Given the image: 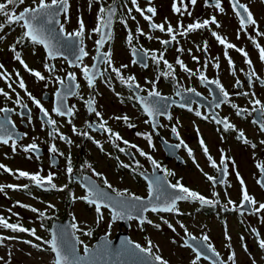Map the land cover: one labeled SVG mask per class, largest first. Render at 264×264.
Wrapping results in <instances>:
<instances>
[{"label": "flooded vegetation", "instance_id": "1", "mask_svg": "<svg viewBox=\"0 0 264 264\" xmlns=\"http://www.w3.org/2000/svg\"><path fill=\"white\" fill-rule=\"evenodd\" d=\"M137 2L142 9L149 7L148 0H137ZM103 3L107 7L113 3V0H104ZM185 3H188V0H185ZM211 3L212 0H209V5ZM240 3L249 7L257 21V26L249 25L246 32L240 31L238 39L239 19L233 12L229 0H221L223 13L206 5L205 0H197L194 6L189 3L188 10L192 13L190 16L187 13L182 15L174 13L172 11L173 0H151V6L156 8V15L153 17V22L156 24L165 23L166 18L167 23H170L174 29L182 31L178 28L179 24L186 27L197 21L210 20L213 16L220 24V27L209 25L208 28L190 32L186 36L177 34L176 41L165 46L159 41L170 40L166 32L151 29L149 22L135 11L131 0H118L119 7L109 30L111 39L106 38V42L99 49L95 41L100 39L101 35L92 30L97 26V13L100 5L94 3L93 8L96 11H91L87 18L96 17V19L91 27L85 26L83 37V47L88 55L81 61L76 60L79 41L71 42L72 46L69 48H60L63 55H57L52 59L48 57L42 45H34L27 40L16 43L24 31L19 25L6 26L0 32V36L5 37L0 40V64L4 66L0 69V73L6 71L9 74L8 79L0 77V89L8 92L11 97L7 99L0 95V108L12 109L7 114L0 113V120H3L6 115L11 121L6 124V127L13 134V140L16 141L15 151L12 148V140L8 144L0 143V164L12 170L9 173L0 169V186H5L4 191L0 192V216H3L9 223L35 229L36 235L41 237V240H37L27 232H12L10 229L0 227V237H15V239H6L3 243H17L18 249H23L27 244L35 254L48 251L53 255L51 249L43 241L51 239L50 229L54 221L67 219L70 224L76 223L80 229V231L74 230L80 241L84 232L91 230L92 234L86 235L90 240L87 246L93 245L100 237L111 240L118 233L125 232L131 241L147 247L150 238L155 239L156 235L163 234L167 237L172 250L180 249V257L189 256L188 262H184L183 259L165 257L154 248L153 253L160 255L168 261V264H191L195 253L185 246V241L195 245L201 242L199 238L207 235L208 243H211L219 253V258L214 256L217 264L220 260L225 261L226 264H232L228 260L232 252L235 253V259L244 256L247 258V263L252 264L254 258L256 264H264V250L259 248L258 238L252 231L256 229L260 234L259 238H264V222H262L264 212L252 215L247 209L243 210V214L240 210H232L241 202V184L237 173L243 179L248 193L259 203H264V188L257 182L264 180V174L257 167L258 164H264V144L261 143L264 141V131L260 130L258 124L253 123L258 113L252 111L254 105L250 103L253 99H259L264 104V83H262L264 81V61H261L259 49L253 43L254 39L256 43L264 47V36L256 35L257 27L260 32L264 33V0H240ZM32 6H34L33 3L22 5L16 11L19 12ZM129 9H132L131 14H129ZM68 14L69 11L66 18L65 14L61 13L58 19L64 24L66 32H73L78 29V21L81 17L75 19V15L70 17ZM145 15L150 14L145 12ZM133 16L135 20L132 19ZM82 20L85 23V20ZM122 20L126 21L127 26L121 22ZM3 22L4 18L0 17V23ZM167 23H165V28H167ZM138 26L146 35L140 36L136 32ZM51 27L57 30L54 32L56 41L63 43V37L58 34L59 25L53 24ZM129 31L133 34L131 45L127 43ZM212 31L225 37L229 43L238 48H243L252 61L251 67L245 63V57L241 53L235 49H227L228 57L234 64L235 75H233V69L224 54L225 47L212 36ZM149 35L153 38L148 39ZM250 36L253 39H250ZM205 42H207V51H204ZM14 44L29 68L41 72L46 77L44 81L37 80L14 59V53L10 50V46ZM133 48L137 49L135 56L132 52ZM179 48L183 51H177ZM109 51L111 52V66L104 61V54ZM145 51L149 52V55L144 58V62L134 64L133 60L144 56ZM152 53L157 57L163 53L164 60L173 65L172 75H163L170 70L162 60L159 64L155 63L151 59ZM193 56L198 59L193 60ZM94 57L98 59L94 60ZM177 58L181 59L194 74L181 69L176 63ZM217 63L219 68L214 66ZM46 64L54 66L55 70L49 72L45 67ZM93 64L97 65L95 69L97 74L93 87H89L82 68L88 66L91 69ZM144 64L147 66L145 67ZM121 65H127V67L122 68ZM112 67L120 69L125 81L129 76L135 77L131 88L127 83H121L120 77L112 71ZM253 71L255 75H252L249 80L248 77ZM201 72L208 80L218 79L220 81L229 93L227 100H224L215 84L200 81ZM69 73L75 74L74 81L68 79ZM20 78L24 80L27 92L40 100L49 117L56 121L55 126L47 123L49 117H45L25 90L19 88ZM57 78L64 80L65 84L62 86ZM237 80L240 81L238 86ZM151 82L155 83V88L163 99L155 97L148 99L166 106L165 114L155 118L148 117L141 103L135 99V96L147 97L148 91L153 87ZM9 84L12 88L8 87ZM135 84H139L140 89H137ZM68 89L72 94L65 96ZM187 89H195V93L188 92ZM58 92L61 93L59 98ZM245 92L249 95H237V93ZM16 93H19L21 97V104L14 103ZM253 93L255 96L252 95ZM129 97L133 98L129 99ZM91 98L95 99L93 107L101 113L100 117L89 110L87 101ZM217 103H220L218 108ZM23 104H26L27 108L22 107ZM181 104H185L186 107H180ZM232 104L248 109L249 112L237 115V110L231 106ZM56 107L62 110L72 108L73 115L60 116L54 111ZM189 108L192 111H189ZM196 111L201 112L200 117L195 115ZM125 115L129 117L127 122L123 119H116V117ZM169 115L171 120L168 119ZM213 117L227 118L235 129L244 132L245 138L250 143L245 144L242 140H238L237 131H225L223 125L217 124ZM153 119L156 124L155 128L152 123ZM103 121H107L106 127L119 133L123 139L113 143V140L109 138V133L99 130V124ZM128 124H133L135 127L129 128ZM173 126L177 128L179 138L172 133ZM74 127L76 132L73 131ZM54 128L57 134L53 137L49 133ZM83 133H87L92 139ZM60 135L67 139H60ZM145 135H151L152 146L145 139ZM201 139L208 148L207 155L200 145ZM69 140L71 143H68ZM123 140L129 143L124 144ZM180 140H183L187 148L183 145L180 148L175 147ZM94 141H98L99 144ZM32 143L37 145V149L25 152L24 147ZM53 144L58 150L57 153L50 151ZM253 144L255 148L252 147ZM131 145H136V147H131ZM120 148L124 151H120ZM188 148L192 150V155H189ZM140 150L157 161L160 169L154 168L147 156L140 155ZM222 152L226 157L223 164L221 163ZM208 156L216 162V168L211 166ZM69 162L72 167L71 175L67 172ZM17 170L30 174L38 173L42 177H47L51 173L53 174L52 183L57 188L53 189L47 183L37 186L28 178H17V175L13 174L17 173ZM166 172L172 175H166ZM94 173L102 175L97 176ZM205 173L214 177V181H209ZM157 177L165 186L179 181L185 187L209 200H218L219 204L211 206L201 205L198 201H178V213L152 212L149 209L143 213V216L151 220L153 224L140 225L135 219L113 221L111 212L107 208L101 209L103 219L97 222L95 207L89 206L83 200L74 199V197L86 195L85 186L89 184H94L99 190H110L113 193H115L113 189L126 190L129 194L145 198L149 195V181ZM105 178L112 185L111 189L104 185ZM7 185H28V187L14 190L6 187ZM65 185L67 187H64ZM59 188H64V190H57ZM175 192L174 189L166 188V194ZM107 197L110 201H115L111 196ZM229 199L235 204L228 205L225 209L224 206L228 204ZM77 202L81 204L83 211L91 213L94 218L88 225H85L74 214V206ZM20 204L29 207H21ZM31 208L39 211L33 212ZM39 212H44V217H40ZM135 214L134 211L133 215ZM168 224H171L175 231L169 228ZM181 224L184 227H181ZM154 225H159V228ZM225 228H227L231 241L225 239ZM185 229L190 235H186ZM190 237H196L197 240L193 241ZM25 241H31V243H25ZM151 242L153 243V240ZM229 243L231 248L227 247ZM33 245H40V248L33 247ZM83 247L84 245L82 248L79 246L80 250ZM198 264H213V261L209 258L205 259L202 255Z\"/></svg>", "mask_w": 264, "mask_h": 264}, {"label": "snow or ice", "instance_id": "2", "mask_svg": "<svg viewBox=\"0 0 264 264\" xmlns=\"http://www.w3.org/2000/svg\"><path fill=\"white\" fill-rule=\"evenodd\" d=\"M232 10L235 13L236 17L239 19V25L240 29L237 32V38H240V31L246 32L247 27L249 25L251 26H257V21L253 16V13L250 11L249 7L245 4L240 3V0H229ZM99 4V9L97 13V26L92 30L94 33H99L101 35V38L96 40L95 43L98 46V49L100 46H102L106 42L107 39H111V32L110 31H102L104 29H110L112 23H113V18L117 13V9L119 7L118 0H113V3L108 5L107 7L104 6L103 0H88V6L91 9L93 4ZM132 5L135 6V11L140 13L143 18L149 22V27L154 30H159L160 32H166L170 36V40H160L159 42L162 45H169L171 42L176 41L177 34L180 36H186L188 33L200 30V29H205L208 28L209 25H216V27H220V24L216 20V17L213 16L211 17L210 20H204L203 22L197 21L191 24H188L186 27L183 24H179L178 28L182 29V31H177V29H174L173 26L170 23H167V19L165 18V23H167V28H165V23L161 24H156L153 22V17L156 15V8L151 6V0H148L149 7L146 9H142L137 0H131ZM189 3L191 5H195L197 3V0H188V3H185V0H173L172 4V11L174 13L178 14H184L187 13L189 16L192 14L188 10V5ZM24 4V0H0V17L4 18V22L0 23V32L3 31V29L6 26H11L13 24L19 25L21 28L24 29L23 34L20 38L17 40V44L21 43L24 40L30 41L34 45H42L45 50L47 51V55L49 58H56L57 55H63V53L60 51V48H69L72 46L73 41H79V48H78V55H76V60L81 61L83 57L87 56L88 53L85 51L83 47V37L85 34V25L82 19L78 21V29L73 31V32H66L64 24L60 22L58 17L61 15V13H64L66 18H67V12H68V0H39L37 3L36 0H33V5L32 7H26L22 11L17 12L16 9L19 5ZM205 4L209 5V0H205ZM212 6L216 9H218L221 13L224 12V8L221 5V0H212V3L209 5ZM129 14H131L132 9H129ZM145 12L149 13L150 15H145ZM133 20H135V17H132ZM122 23H125L126 21H121ZM56 24L59 25L58 28V34L63 37V43H60L59 41H56V36L54 35V32H57L56 29L52 28L51 25ZM136 32L140 36L146 35L142 29L139 28V26L136 29ZM212 36L215 37V39L221 44L224 45L225 47V57L228 58V63L230 67L233 69L232 74L235 75V70H234V64L233 61L231 60L230 57H228L227 49H235L237 52L241 53L245 57V63H247L250 67L252 65V61L248 58V53L243 49V48H238L236 45L229 43L225 37L220 36L217 34V32L212 31ZM256 35H261L264 36V33L260 32L258 30V27L256 28ZM4 36H0V40L4 39ZM148 39H152V36H148ZM250 39H253L251 36L249 37ZM159 39V38H157ZM133 40V34L131 31H129L128 36H127V43L131 45ZM55 41V42H54ZM178 43V41H177ZM253 43L255 46L259 49V57L261 61H264V47H261L256 41L253 39ZM57 44H59V47H57ZM10 50L14 53V59L17 60L24 68L26 71H28L32 76H34L37 80L39 81H44L46 77L41 74V72L29 68L27 63L22 59L21 53L16 50V45H11ZM177 51L182 52L183 49L179 48ZM204 51H207V42L204 44ZM132 52L134 56L137 54V49L133 48ZM191 52V50H189ZM149 55V52L145 51L144 56L139 57L138 59H134L133 63H143L144 58ZM98 59V57L93 58ZM151 59L159 64L160 61L162 60L165 66L170 70L167 73H163L165 76H170L172 75V69L173 65L170 64L167 60H164L163 58V53L157 57L154 53L151 54ZM198 58L193 56V60H197ZM104 61L111 66V52H107L104 54ZM176 63L180 66L181 69H183L185 72H188L190 74H194L191 72L190 69H188L184 62L177 58ZM146 67L147 65L144 64ZM216 68H219V64L214 65ZM4 66L0 64V69H2ZM46 69H48L49 72L54 71V66L50 65H45ZM122 68H126L127 65H121ZM97 68L96 64H93L91 66V69L88 66H84L82 68V71L84 73L85 79L88 82L89 87H93L94 85V79L96 76L95 69ZM112 71L116 73L117 77H120L121 83H127L128 86L131 88L132 87V82L135 81L134 76H129L127 77V80L125 81L124 78L121 76L120 69L112 67ZM90 72L92 73L90 75ZM102 75V73H100ZM252 75H255L254 71L251 75H249V80H251ZM17 76H19V73L17 72ZM0 77H3L5 79L9 78V74L5 71L0 73ZM75 74L74 73H69L68 74V79L69 80H75ZM199 79L202 83H211L215 84L216 87L219 89L220 93L222 94L224 100H227L229 97V93L223 88L221 85L220 81L218 79L216 80H208L207 77L201 72ZM259 79V78H257ZM58 82L63 86L65 84V81L62 79L57 78ZM153 84V87L151 90L148 91L147 97H142V96H135V99L138 100L142 107L144 113L150 117V118H155L158 115H164L165 111L164 109L166 106L159 105L157 101L152 100L150 101L148 98H161V94L156 90L155 88V83L151 82ZM264 83V81H262ZM240 84V81L237 80V86ZM9 88H12V85H8ZM78 87V85H77ZM135 87L137 89H140L139 84H135ZM19 88L24 89L26 94L29 96V98L33 101V103L39 107L40 111L44 114L45 117H49L48 112L43 108L41 105L40 100L36 99L30 92H27V88L25 85V82L22 78L19 79ZM15 91V89H12ZM143 91V89H141ZM188 92H193L195 93V89H187ZM71 90L68 89L67 92L65 93L66 95H71ZM179 94V93H178ZM0 95H3L7 99H11L9 96L8 92H5L3 89H0ZM196 95H199V93H196ZM237 95H245L248 96L249 93H237ZM255 96V94H252ZM58 98L61 96V93H57ZM133 97H129V99H132ZM223 102V101H222ZM14 103L21 104V97L19 93H16V100ZM95 103V99L91 98L89 101H87L89 110L91 112H94L97 117L101 116V113L96 111L95 107H93ZM254 105L252 111L258 113L257 119L253 120L254 124H258L260 127L261 131H264V104L261 103L259 99H253L250 101ZM234 109L237 110V115H241L242 113H248V109L244 108H239L236 104L231 105ZM259 106V107H256ZM22 107L27 108L26 104H23ZM180 107H186L185 104H181ZM216 107H220V103L216 104ZM189 111H192L191 108L188 109ZM12 109L8 108H0V113H5L7 114L8 112H11ZM54 111L60 115H68L71 116L73 115V109L72 108H67L66 110H62L60 107L54 108ZM250 114V113H249ZM195 115L200 117L201 112L196 111ZM204 119H207V117H203ZM215 119V122L217 124H222L223 128L225 131L233 130L237 131V139L242 140L243 143L248 144L250 143L246 138L245 134L242 130H237L235 129V126L228 122L227 118L224 119ZM116 119H123L125 122L129 120V117L127 115L123 117H116ZM168 119L171 120V116H168ZM30 121V117H29ZM148 123L149 121H145ZM11 123V121L7 118L5 115L3 120H0V143L3 144H8L10 140H12V148L13 151H15L16 148V141L13 140L12 136L13 134L8 130L6 127V124ZM47 123L50 125L55 126L56 121L52 120L50 117L47 119ZM153 127H156L155 121L153 119L152 121ZM107 121H103L102 123L99 124V130H103L106 133H109V138L113 140V143L115 141H121L123 138L119 135V133H115L112 131L111 128L106 127ZM91 127V125H89ZM14 127V125H13ZM129 128L135 127L133 124H128ZM97 130V129H94ZM73 131L76 132L77 130L75 127L73 128ZM171 131L173 134H175L179 138V133L177 131V128L173 126L171 128ZM57 134V130L54 128L52 132L49 133L50 136H55ZM80 134V133H78ZM83 135L87 136L89 139H92V137L88 136L87 133H83ZM138 135H140L138 133ZM60 139L65 140L67 139L63 135H60ZM145 139L148 140L149 145L152 146V138L151 135H145ZM95 143L99 144L98 141H94ZM68 143H71L69 140ZM124 144H128L129 142L126 140H123ZM262 144H264V141H261ZM184 146L187 148V145L184 144L183 140H180V143L176 144V148H180L181 146ZM200 145L204 151V153L207 155L208 154V148L205 145L203 139L200 140ZM118 147V145H117ZM131 147H136V145H131ZM253 148H255V145H252ZM37 149V145L35 143H32L30 145H27L24 147L25 152H30ZM103 150V149H101ZM120 151H124L123 148L119 149ZM50 151L52 153H57V148L55 144H53L50 148ZM188 153L189 155H192V150L188 148ZM62 155V153H61ZM140 155L142 156H147V158L152 162L154 168L160 169V165L155 161L151 156H149L147 153L144 151L140 150ZM209 161L211 162V166L213 168H216V162L212 160L211 156H208ZM226 157L223 156L222 152V158H221V163L223 164L225 161ZM195 162V161H194ZM124 167H127V165H123ZM198 166V165H197ZM91 167V165H89ZM257 167L260 169L261 173L264 174V164H258ZM0 169H3L5 172L11 173L12 170L8 169L5 165L0 164ZM225 171H226V165H225ZM67 172L71 175L72 173V167L69 162V166L67 168ZM14 175H17V178L25 177L28 178L29 180L35 182L37 186H43L45 183L51 186V188L56 189L57 186L52 183L53 181V174L49 173L47 177H42L38 173L37 174H30L29 172L22 171V170H17V173H13ZM97 176H101V173H94ZM166 175H172L170 172H166ZM207 179L209 181H214V177L207 175L205 173ZM237 178L239 179V182L241 184V202L239 205H236L233 207V211L240 210L241 214H243V210L247 209L249 211V214L255 215L259 214L261 212H264V203H259L256 201L247 191L246 187L244 186V181L242 178H240L239 173H237ZM262 188H264V180H258L257 181ZM104 185L111 189L112 185L108 183L107 179L105 178L103 181ZM5 186H0V192L4 191ZM6 187L12 188L14 190L18 188H27L28 185H7ZM64 187H67L65 185ZM86 192L87 194L82 196V197H74V199H80L83 200L86 204L89 206H94L95 211L97 214V222L103 219V212L102 208H107L111 212L112 220H122V219H127L129 221L131 220H138L140 225H143L145 223L147 224H153V222L147 217L143 216L144 212L149 211V207L147 205L142 204V198L139 196H135L132 194L127 193V191H117L113 189V191L116 193V197L119 198L115 201H110V198L106 196V194L97 189L94 184H89L86 185ZM166 188H171L176 190L174 194H166ZM59 191H63L64 188H59L57 189ZM148 192H149V198H153V195L155 194L154 199L159 202L158 204H153L151 207L152 212H176L178 213L179 210L177 208V202L178 201H185L189 200L192 202H199L201 205H211L215 206L219 204V201H213L205 198L203 195L197 193L196 191L190 190L189 188L185 187L183 184H181L179 181H177L175 184H168L165 186L159 177H157L155 180H150L148 184ZM214 195H216L214 193ZM124 197H127L125 199ZM141 202V203H138ZM19 204V202H17ZM235 202L232 201L231 199L228 200V204L225 205V209H227L228 205H234ZM258 204V207H257ZM21 207H29L27 205L20 204ZM49 207H53L52 205H49ZM9 211H11L9 209ZM31 211L33 212H38L39 210L36 208H31ZM135 211V215H133V212ZM45 213L44 212H39L40 217H44ZM75 220V217H73ZM262 222H264V219H262ZM167 223V221H165ZM43 227V225H41ZM155 227L159 228V225H154ZM0 227H3L5 229H10L12 232H27L30 235L34 236L37 240H41V237L36 235L35 229H28L20 224H13L9 223L8 220H6L3 216H0ZM169 228H172L173 231L175 229L171 224H168ZM181 227H184L181 224ZM70 228L75 230V231H80L76 223H72L70 225ZM253 233L257 236L258 238V245L259 248L264 250V238H259L260 234L256 229H252ZM186 235H190L187 233V230L185 229ZM68 230L61 227L55 232H52L51 234V239L43 241L44 244H47L48 247L51 249L52 253L55 254L53 264H81V261L84 260V257H77L76 254V246L75 245H69L67 243L66 237L68 236ZM91 230L84 232V235L90 236ZM6 239H15V237H0V245L3 244V241ZM191 240L195 241L197 240L196 237H190ZM200 239V243H197L195 245L189 243L188 241H185V246L189 247L192 249V251L195 253V258L191 261V264H198V261L201 259L202 255H204V249L206 248L208 251H210L213 256L219 258V253L216 251V249L213 247L211 243H208L209 237L207 235H203ZM225 239L228 241H231V237L227 233V228H225ZM76 243L77 244H82L83 241H80L78 237H75ZM241 240H243V237H241ZM25 243H31V241H25ZM129 245H131L129 247ZM33 247L40 248V245H33ZM110 244L106 241L105 245L103 246V251L104 254L107 255L109 254L110 250ZM227 247L231 248V244L229 243ZM245 251H247L246 245H244ZM153 245L151 240L148 241V246L147 247H142L140 244H133L131 241L126 242L124 245L121 246L119 250H117L116 254L119 255H135L138 253L145 254L146 256L151 258V264H168V261L164 260L160 255H156L153 253ZM158 249V246H157ZM91 252V249L87 245H84V253L85 257L88 256V254ZM205 259H208L209 257L204 256ZM0 259H3L0 257ZM228 260L232 262V264H235V253L232 252L228 256ZM142 264H149L148 261L142 262ZM213 264H217V261L214 260ZM219 264H226L225 261L220 260ZM252 264H256L255 259L253 258Z\"/></svg>", "mask_w": 264, "mask_h": 264}, {"label": "rangeland", "instance_id": "3", "mask_svg": "<svg viewBox=\"0 0 264 264\" xmlns=\"http://www.w3.org/2000/svg\"><path fill=\"white\" fill-rule=\"evenodd\" d=\"M36 2H39V0H36ZM31 3H33V0H24V4L22 5H29ZM22 5H19L17 9ZM68 5V16L73 17L75 15V19L81 17V19L85 20L84 25L86 27H91L94 24L96 17L88 19L87 16L91 11H96V9H94L93 6L91 9L89 8L88 0H68ZM75 193H77L76 190ZM74 214H76L85 225H88L94 219L91 213L82 210L81 204L79 202H77L74 206ZM85 225L84 227H86ZM155 237V239H150L153 240L152 245L157 252H160L165 257L183 259L184 262H188L189 256L184 258L180 257V249L176 248L175 250H172V247L166 236L159 234ZM81 241H83V243L79 244L80 248H82L83 245H89L90 242L86 235L83 236ZM0 257L3 258L0 259V264H53V255L50 252L47 251L45 253L35 254L32 250H30L27 244L23 247V249H18L17 243H3L0 245ZM246 261L247 258L244 256L237 257L235 259V264H250Z\"/></svg>", "mask_w": 264, "mask_h": 264}, {"label": "water", "instance_id": "4", "mask_svg": "<svg viewBox=\"0 0 264 264\" xmlns=\"http://www.w3.org/2000/svg\"><path fill=\"white\" fill-rule=\"evenodd\" d=\"M112 26V25H111ZM111 28V27H110ZM110 29H104L102 31H109ZM103 191L106 196H111L113 199L117 200L119 198L116 197V194L111 192L110 190H101ZM155 194L153 195V198H149V195L145 198H142V204L147 205L149 209H151L153 204H158L155 199ZM127 199V197H124ZM141 203V202H138ZM70 222L65 219L64 221H54L51 226V234L52 232L57 231L61 227L68 230V236L66 237L67 243L69 245H75L76 246V256L77 257H84V260L81 261V264H142L144 261H148L149 264H151V258L146 256L145 254L138 253L135 255H117L116 252L121 248L122 245H124L126 242L131 241L128 237V235L125 232H120L116 235L114 239L107 240L103 237H100L97 241L93 243V245L88 246L89 249H91V252L88 254L87 257H85L84 253V247L82 250L79 248V244L76 243L75 237H77L75 231L70 228ZM108 242L110 244V250L109 254L105 255L103 251V246L105 245V242ZM133 244H136L135 242L131 241ZM131 245H129L130 247ZM211 255V256H210ZM55 254L53 253V260H54ZM209 257L210 260L214 261V256L206 249L204 250V255Z\"/></svg>", "mask_w": 264, "mask_h": 264}]
</instances>
